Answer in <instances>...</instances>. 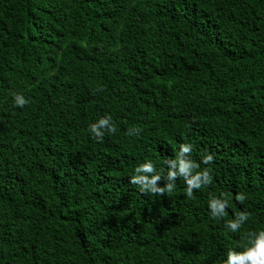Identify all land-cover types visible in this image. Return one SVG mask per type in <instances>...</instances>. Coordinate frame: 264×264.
Listing matches in <instances>:
<instances>
[{
    "label": "trees",
    "instance_id": "trees-1",
    "mask_svg": "<svg viewBox=\"0 0 264 264\" xmlns=\"http://www.w3.org/2000/svg\"><path fill=\"white\" fill-rule=\"evenodd\" d=\"M183 142L213 155L193 198L181 177L171 194L129 183ZM262 227L264 0H0V264H219Z\"/></svg>",
    "mask_w": 264,
    "mask_h": 264
},
{
    "label": "clouds",
    "instance_id": "clouds-1",
    "mask_svg": "<svg viewBox=\"0 0 264 264\" xmlns=\"http://www.w3.org/2000/svg\"><path fill=\"white\" fill-rule=\"evenodd\" d=\"M13 104L23 108L29 103L22 92L11 93ZM87 132L96 140L102 141L105 132L114 133L117 128L110 114L100 116L96 120L89 122ZM138 132L135 127L128 129V135ZM193 145L189 142L180 143L175 150L174 158L164 161L167 165L157 169L156 164L151 159L139 162L129 177V183L136 185L142 193L150 194H171L176 187L175 181L178 177L183 178L186 185L184 194L188 198H193V189L200 188L212 182L211 169L200 167V163L209 165L213 160V155L204 152L200 157V163L192 159L190 153ZM158 181H164L162 184ZM246 196L243 192L235 193V200L243 202ZM229 201L223 192L219 195L212 194L207 201L209 216L214 220H220L226 215V208ZM249 213L241 210L233 214L232 218L227 219L224 227L227 231L235 233L248 220ZM219 264H264V227L248 230L242 241L233 248H228L224 253Z\"/></svg>",
    "mask_w": 264,
    "mask_h": 264
}]
</instances>
